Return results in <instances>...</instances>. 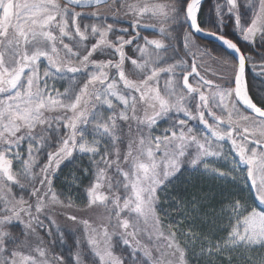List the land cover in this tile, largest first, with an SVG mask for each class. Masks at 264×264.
<instances>
[{
  "label": "snow or ice",
  "instance_id": "obj_1",
  "mask_svg": "<svg viewBox=\"0 0 264 264\" xmlns=\"http://www.w3.org/2000/svg\"><path fill=\"white\" fill-rule=\"evenodd\" d=\"M0 264H264V0H0Z\"/></svg>",
  "mask_w": 264,
  "mask_h": 264
},
{
  "label": "water",
  "instance_id": "obj_2",
  "mask_svg": "<svg viewBox=\"0 0 264 264\" xmlns=\"http://www.w3.org/2000/svg\"><path fill=\"white\" fill-rule=\"evenodd\" d=\"M205 40H209L210 38H204Z\"/></svg>",
  "mask_w": 264,
  "mask_h": 264
},
{
  "label": "rangeland",
  "instance_id": "obj_3",
  "mask_svg": "<svg viewBox=\"0 0 264 264\" xmlns=\"http://www.w3.org/2000/svg\"><path fill=\"white\" fill-rule=\"evenodd\" d=\"M258 203V202H257Z\"/></svg>",
  "mask_w": 264,
  "mask_h": 264
},
{
  "label": "trees",
  "instance_id": "obj_4",
  "mask_svg": "<svg viewBox=\"0 0 264 264\" xmlns=\"http://www.w3.org/2000/svg\"><path fill=\"white\" fill-rule=\"evenodd\" d=\"M207 41V40H206Z\"/></svg>",
  "mask_w": 264,
  "mask_h": 264
}]
</instances>
